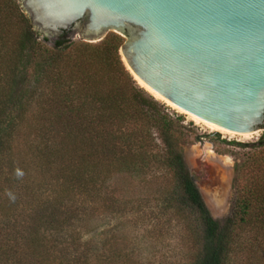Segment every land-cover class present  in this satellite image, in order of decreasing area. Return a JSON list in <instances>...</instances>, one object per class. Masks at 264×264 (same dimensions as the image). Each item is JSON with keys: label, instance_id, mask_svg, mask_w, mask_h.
<instances>
[{"label": "trees", "instance_id": "16d2710c", "mask_svg": "<svg viewBox=\"0 0 264 264\" xmlns=\"http://www.w3.org/2000/svg\"><path fill=\"white\" fill-rule=\"evenodd\" d=\"M124 43L116 33L51 41L20 0H0V264H142L85 239L100 213L140 212L160 239L186 227L183 264H264V135L233 142L260 150L236 166L244 183L214 218L186 163L181 117L140 88ZM117 175L147 195L110 194Z\"/></svg>", "mask_w": 264, "mask_h": 264}, {"label": "water", "instance_id": "95a60500", "mask_svg": "<svg viewBox=\"0 0 264 264\" xmlns=\"http://www.w3.org/2000/svg\"><path fill=\"white\" fill-rule=\"evenodd\" d=\"M21 2L36 30L52 41L66 35L97 43L110 32L127 37L126 66L172 112L236 134L264 129V0ZM187 165L210 210L224 213L227 172L219 179L220 164L205 151Z\"/></svg>", "mask_w": 264, "mask_h": 264}, {"label": "rangeland", "instance_id": "374dc122", "mask_svg": "<svg viewBox=\"0 0 264 264\" xmlns=\"http://www.w3.org/2000/svg\"><path fill=\"white\" fill-rule=\"evenodd\" d=\"M121 37L124 38L125 42L128 40L127 37ZM67 39L74 42H85L80 37ZM136 82L138 84L137 80ZM138 85L140 88H143L140 84ZM148 94L150 93L148 92ZM157 100L164 107L165 112L172 118L177 119L181 117L180 126H182L181 130L185 135L182 148L187 163L191 158L201 156L203 151H205L208 159L219 162L220 166L215 168V173H218L219 179L221 177L224 179L227 172L231 185L228 206L224 213L219 214L210 206L211 212L214 215L220 217L219 215L223 214L222 218H224L229 213L236 187L244 183V179L237 176L236 166L242 164L252 153L260 150L235 146L233 142L239 144H255L263 137L264 129L248 137L238 134L215 132L204 123H197L191 120L189 116L172 112L167 103L160 99ZM109 192L110 194L121 197L123 200H133L138 196L144 197L147 195V191L140 181L125 175H117L109 182ZM140 214L134 217L132 215L114 216L100 213V216L86 224V228L89 227L93 231L85 239L89 240L91 237H95L97 240L105 242L108 248L110 245L119 248V253L124 260L132 258L142 264H183V258L187 248L182 243V236H186L187 234L186 227L183 229L182 224L174 229L169 227L171 232L166 233L160 239L157 234L154 236L151 235L152 224H149L148 221H141ZM166 230H168V227ZM110 249H108V252L112 255Z\"/></svg>", "mask_w": 264, "mask_h": 264}, {"label": "bare ground", "instance_id": "6f19581e", "mask_svg": "<svg viewBox=\"0 0 264 264\" xmlns=\"http://www.w3.org/2000/svg\"><path fill=\"white\" fill-rule=\"evenodd\" d=\"M129 66L127 65V68H128ZM136 79V78H135ZM137 80V79H136ZM138 81V80H137ZM138 84H140L144 89H146L139 81H138ZM147 90V89H146ZM147 92H149L148 90H147ZM150 93V92H149ZM151 94V93H150ZM152 95V94H151ZM153 96V95H152ZM157 99V98H156ZM165 102V101H164ZM165 103H167V102H165ZM168 105H169V103H167ZM190 117V116H189ZM191 118V120H193V121H196L197 123H204L205 125H207L212 131H215V132H224V133H226V134H236V133H233V132H230V131H228V130H225V129H222V128H220V127H218V126H216V125H213V124H211V123H208V122H206V121H204V120H201V119H197V118H194V117H190ZM238 135H241V136H245V137H248V136H250L251 134H238Z\"/></svg>", "mask_w": 264, "mask_h": 264}]
</instances>
